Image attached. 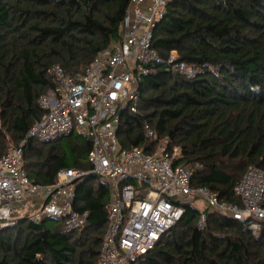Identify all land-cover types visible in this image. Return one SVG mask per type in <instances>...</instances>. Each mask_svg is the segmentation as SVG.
<instances>
[{"label": "trees", "instance_id": "trees-1", "mask_svg": "<svg viewBox=\"0 0 264 264\" xmlns=\"http://www.w3.org/2000/svg\"><path fill=\"white\" fill-rule=\"evenodd\" d=\"M131 0H0V157L7 134L18 145L44 113L40 98L57 83L50 68L84 71L122 38ZM153 47L172 50L194 76L156 64L140 81L136 112L124 111L118 129L124 148L150 149L157 139L180 148L176 164L192 168V184L240 202L234 187L251 165L264 170V0H170L154 30ZM92 143L81 133L24 146L25 170L50 184L60 169H91ZM110 185L90 174L78 182L74 208L87 210L81 230L61 220H29L0 230V264H99L108 229ZM185 215L138 264H264V220L259 235L216 209Z\"/></svg>", "mask_w": 264, "mask_h": 264}, {"label": "built area", "instance_id": "built-area-1", "mask_svg": "<svg viewBox=\"0 0 264 264\" xmlns=\"http://www.w3.org/2000/svg\"><path fill=\"white\" fill-rule=\"evenodd\" d=\"M169 1L131 0L122 22V38L100 51L84 71L71 74L59 64L50 68L57 85L40 98L43 115L18 145L7 134L9 146L0 157V230L23 217L61 220L65 231L81 230L89 212L74 208L76 186L95 174L111 188L99 264H138L181 221L186 207H197L199 200L259 235L264 220L262 168L249 166L234 187L240 202L229 201L218 191L194 186L191 166L175 163L180 148L169 137L157 139L150 124L144 126L145 135L151 142L155 140L149 150L124 148L119 141L121 115L138 110L140 81L154 65H165L167 70L189 77L197 72L179 61L176 50L164 57L153 47L155 27ZM75 132L91 140V169H61L50 184L27 174L24 146L29 141L50 142ZM24 206L31 211L23 213ZM206 224L204 209L198 225L204 228Z\"/></svg>", "mask_w": 264, "mask_h": 264}, {"label": "rangeland", "instance_id": "rangeland-1", "mask_svg": "<svg viewBox=\"0 0 264 264\" xmlns=\"http://www.w3.org/2000/svg\"><path fill=\"white\" fill-rule=\"evenodd\" d=\"M64 169V168H63ZM61 170V169H60ZM59 170V171H60ZM57 177V176H56ZM55 182V181H54ZM35 203V202H34ZM36 204V203H35ZM196 206L200 209V210H206V209H209V208H207V205L204 203V202H202V201H196ZM35 207V206H34ZM33 207V208H34ZM31 207L30 206H24L23 207V211H25V212H23V213H29L30 211H31V209H30Z\"/></svg>", "mask_w": 264, "mask_h": 264}, {"label": "water", "instance_id": "water-1", "mask_svg": "<svg viewBox=\"0 0 264 264\" xmlns=\"http://www.w3.org/2000/svg\"><path fill=\"white\" fill-rule=\"evenodd\" d=\"M29 143H30V141H29Z\"/></svg>", "mask_w": 264, "mask_h": 264}]
</instances>
